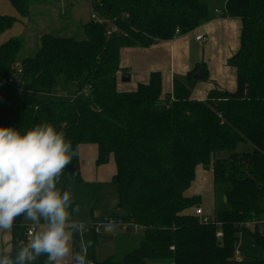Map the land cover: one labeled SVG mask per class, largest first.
I'll list each match as a JSON object with an SVG mask.
<instances>
[{
	"label": "trees",
	"instance_id": "obj_1",
	"mask_svg": "<svg viewBox=\"0 0 264 264\" xmlns=\"http://www.w3.org/2000/svg\"><path fill=\"white\" fill-rule=\"evenodd\" d=\"M7 1L30 16L31 0ZM92 4L104 23L91 19L82 40L42 36L37 53L21 62L22 74L16 69L22 42L0 44V82H6L0 85V127L24 132L48 122L62 130L78 146L60 177L74 186L84 183L81 145H97L98 166L114 157L117 209L124 215L113 220L143 229L144 238L122 261L92 264H264V230L245 227L264 219V0H224L225 17L242 22L241 46L230 60L237 90H213L204 101L192 98L197 69L176 79L167 95L160 73L132 92L119 90L117 75L123 49L173 40L177 29L193 32L215 18L216 0ZM15 23L14 16L0 15V41ZM64 84H74L75 95H64ZM20 90L48 98L35 104ZM241 144L253 150L237 152ZM200 167L213 173L219 208L211 215L218 224L202 223L195 211L203 198L187 195Z\"/></svg>",
	"mask_w": 264,
	"mask_h": 264
},
{
	"label": "clouds",
	"instance_id": "obj_2",
	"mask_svg": "<svg viewBox=\"0 0 264 264\" xmlns=\"http://www.w3.org/2000/svg\"><path fill=\"white\" fill-rule=\"evenodd\" d=\"M78 155V146L62 130L44 122L21 132L0 127V231H11L16 220L31 222L34 234L0 249V264H90L92 241H85V222L74 219L80 206L70 190H63L60 177ZM75 204V206H74ZM90 223V221L88 222ZM114 221L103 224L105 233L118 234ZM79 234V250L73 249Z\"/></svg>",
	"mask_w": 264,
	"mask_h": 264
},
{
	"label": "crops",
	"instance_id": "obj_3",
	"mask_svg": "<svg viewBox=\"0 0 264 264\" xmlns=\"http://www.w3.org/2000/svg\"><path fill=\"white\" fill-rule=\"evenodd\" d=\"M66 1H62L59 4L65 6ZM0 3L6 5L4 2ZM2 4H0V7L4 9L5 7ZM0 15L5 14L2 13ZM215 15V18L210 22L198 27L191 33L181 34L173 40H156L154 44L147 48L131 47L123 49L121 52L120 70L117 75L119 90L125 92L135 91L139 84L149 83L153 73H160L162 76L163 94H171L173 93L176 79L184 80L195 69H197L196 75L200 68H204L206 77L195 84L192 93L194 100H206L209 93L213 90L236 92L237 70L230 64V60L241 46L242 22L240 19L225 17L223 10L219 8H215ZM199 35H205L207 41H197L196 38ZM7 40H1L0 44ZM64 88L68 92L69 90L72 91L73 94V86ZM40 95L45 96L43 94ZM79 157L81 175L84 180V183L79 186L86 187L87 185L105 182V180L113 181L117 173L113 156L107 165L98 166V147L97 145L89 144L79 147ZM201 169L204 170L203 167H200L197 172L203 178L205 175ZM202 184L205 183L201 182L199 188L202 187ZM63 185L64 187L62 188ZM59 186L63 190H70L72 194L75 192L74 188L68 189L63 183H60ZM205 194H208V192L194 195L203 198L204 204L202 208L205 214H214L216 212L215 189L214 195L210 200ZM92 199H94L93 194ZM105 222L107 220H104ZM30 226L31 222L18 218L11 231H0V249L8 247L14 254L15 244L18 241H28L30 239L27 236V229ZM89 229L84 232H92ZM75 241L74 239V250L76 248ZM246 245L249 246V244Z\"/></svg>",
	"mask_w": 264,
	"mask_h": 264
},
{
	"label": "rangeland",
	"instance_id": "obj_4",
	"mask_svg": "<svg viewBox=\"0 0 264 264\" xmlns=\"http://www.w3.org/2000/svg\"><path fill=\"white\" fill-rule=\"evenodd\" d=\"M65 1L66 0H63V2ZM0 2L6 4L3 5L0 3L5 7L4 9L0 7V14L4 13L5 16L15 15L14 17L16 18V23L12 30L5 33L1 40L19 39L22 42V49L18 57V61H20L19 65L22 61L33 57L37 53L40 48V39L42 35L48 34L67 38L73 37L78 40L86 39L83 26L92 19L90 0H67V5L65 4V6L56 2L43 3L42 0H31L30 16L28 18H24L19 14L16 16L17 10L9 1L3 0ZM223 4L224 0H216L215 8L223 10ZM66 86L68 85H62L60 91L68 97L75 95L77 87L74 84L68 86V88H71V86L74 87V92L72 94V91L69 90V93L64 90ZM20 95L23 96L24 100L35 104L48 98L46 95L41 96L40 94L24 92L23 90H20ZM252 150V145L241 144L238 146L237 152ZM201 170L204 172L203 174L205 177H200L197 172L196 181L187 195L192 196L194 194L208 192V194L205 195L210 200L214 195L215 188L213 175L210 170ZM201 182L205 184H202V187L199 188ZM60 183L65 184L68 189H75L73 196L75 204L80 206V211L78 214L74 213L73 218L85 222V225L88 226L87 228H90L89 231H94V233H83V239L85 241H92V247L88 249L87 253V259L90 261V264H92L93 260L103 261L107 258H112L114 261L120 262L128 253L139 247L140 242L144 238V231L139 227L117 224L116 232L118 234L115 235L105 233L103 230L104 220L111 221L124 215L122 211L117 209L118 192L117 186L113 181L105 180V182L102 183H95L82 187L79 185L74 186L70 181L66 182L60 178ZM63 187L64 185L62 188ZM92 194L94 195V199H92ZM218 198L215 204L217 209L219 208V204H217L219 203ZM89 221L90 223H88ZM99 224L101 227L99 228V233H96L94 229ZM74 239L76 240L74 242L76 246L75 250H78L81 236L77 234L74 236ZM45 259L46 257L41 256L34 264H44Z\"/></svg>",
	"mask_w": 264,
	"mask_h": 264
},
{
	"label": "built area",
	"instance_id": "obj_5",
	"mask_svg": "<svg viewBox=\"0 0 264 264\" xmlns=\"http://www.w3.org/2000/svg\"><path fill=\"white\" fill-rule=\"evenodd\" d=\"M91 2V10H92V20L95 22V23H99V24H102L104 23V21L102 19H100L97 14L95 13L94 11V6L92 4V0H90ZM114 32V29H111L109 32H108V35H111L112 33ZM180 34V31L177 29L176 30V36L175 37H178ZM197 41H201V42H206L207 41V37L205 35H199L197 36ZM17 72L18 74H22V69L20 68V65L17 64ZM3 83H6L5 81L3 82H0V85H2ZM10 85L11 86H15L17 87L18 85L15 84V81L12 79L9 81ZM196 215L199 217L200 221L204 224H218L216 221H215V216L213 215H208V214H205L203 208H198L196 211H195ZM86 229H88L87 227L88 226H85ZM101 227V225H97V227L94 229L96 233H99V228ZM245 227L248 228V229H256V227L259 228V230L263 231L264 230V219H254L253 221L251 222H248L247 224H245ZM34 229H32V227L30 226L28 229H27V236H29L31 238V235L34 234ZM223 236V233L221 231H219L217 233V237L218 238H221ZM237 256L238 258L240 259L241 258V253L240 251L237 252Z\"/></svg>",
	"mask_w": 264,
	"mask_h": 264
},
{
	"label": "water",
	"instance_id": "obj_6",
	"mask_svg": "<svg viewBox=\"0 0 264 264\" xmlns=\"http://www.w3.org/2000/svg\"><path fill=\"white\" fill-rule=\"evenodd\" d=\"M204 77H205L204 68H200L199 72L196 75H194V79L197 81L204 80Z\"/></svg>",
	"mask_w": 264,
	"mask_h": 264
}]
</instances>
